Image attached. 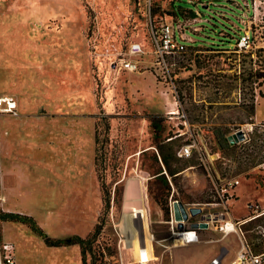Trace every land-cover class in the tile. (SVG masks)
<instances>
[{"label":"rangeland","instance_id":"rangeland-1","mask_svg":"<svg viewBox=\"0 0 264 264\" xmlns=\"http://www.w3.org/2000/svg\"><path fill=\"white\" fill-rule=\"evenodd\" d=\"M144 1L0 0V98L24 113L4 112L1 100L4 209L32 216L56 238L85 237L100 223L98 241L115 251L111 264H206L219 253L229 264L242 244L264 248L263 147L256 139L224 144L253 117L264 120V51L257 52L264 0H185L195 17L174 9V0H150L151 15ZM180 22L186 51L166 58L174 94L153 39ZM244 32L251 40L239 48ZM131 42L142 47L140 68L119 71L114 63ZM150 114L163 117L162 138L180 135L161 145H197L172 162L177 173L163 168L168 194L161 197L201 207L189 214L194 222L218 215L197 231V243L171 245L168 216L155 201L162 179ZM232 179L239 183L225 203L222 188ZM230 219L236 230L216 228ZM2 230L15 245V264H82L78 245L46 246L19 222L4 221Z\"/></svg>","mask_w":264,"mask_h":264},{"label":"built area","instance_id":"built-area-1","mask_svg":"<svg viewBox=\"0 0 264 264\" xmlns=\"http://www.w3.org/2000/svg\"><path fill=\"white\" fill-rule=\"evenodd\" d=\"M147 5L150 7V0H145ZM184 24L182 22L175 23L174 25L162 27L160 36L158 38L154 37L153 46L154 54L156 58V65L159 67L161 75L164 78V81H169L171 91L176 94V88L173 83V78L170 75L169 65L172 63H167L166 58L170 55L181 54L186 51V44L183 34L184 31H181V28ZM251 40V35L247 32L242 33L237 38V45L239 48L248 46ZM143 53L142 47L137 42H131L125 55L119 58L118 62L114 63L115 68L125 71H138L139 70V60L138 57ZM167 79V80H166ZM161 82V81H160ZM162 83V82H161ZM3 100L6 104L4 112L12 113L16 115V104L12 99L0 98V102ZM168 111L167 113H169ZM178 112V111H177ZM237 130H240L243 133V139L239 142L242 144H248L256 139L258 143L263 147L264 154V120L259 121L255 120L253 117L249 122L239 126ZM170 139V138H167ZM196 147V143H188L180 146L175 150V156L177 158H187L191 156L192 147ZM259 166H264V161L259 164ZM239 181L237 179H232L226 182V185L222 188V201L227 203L232 198V190L238 185ZM226 193V195H225ZM179 201L173 197L171 193L167 199V208H168V218L165 223L167 224L168 234L170 237V242L172 246L185 245V244H194L199 242V236L197 231L205 229L210 226V223H213L214 219L218 218V215H206L197 221L196 223H206V227H191L192 221L188 208H185L187 212L186 219L175 218L174 214V205ZM4 200L3 195L0 191V213L4 212ZM213 216V217H212ZM222 222L217 225L219 231L224 234H228L231 231L236 230V225L238 221L234 220H221ZM244 220L239 221L242 223ZM182 223V227L179 228L178 223ZM15 245L12 241L6 239L3 236L2 230V221L0 220V264H15L16 262V253ZM224 257L223 253H219L213 257L209 264H222V258ZM229 264H264V248L258 251L251 250L247 245L242 244V247L236 254V257Z\"/></svg>","mask_w":264,"mask_h":264},{"label":"trees","instance_id":"trees-1","mask_svg":"<svg viewBox=\"0 0 264 264\" xmlns=\"http://www.w3.org/2000/svg\"><path fill=\"white\" fill-rule=\"evenodd\" d=\"M145 2V1H144ZM172 5L174 9L182 8L188 12L189 17H195V13L191 5H189L185 0H174L172 1ZM149 11L150 14L153 15L156 13V9H152L150 7ZM173 13V12H172ZM178 18H181L182 15L179 12H175ZM227 41V40H224ZM230 42V41H227ZM264 48H259L257 52H263ZM148 120L150 127L152 128V145L157 148V154L152 153L153 161L158 163V170L155 174L161 176L162 184L159 187V191L157 192V196L155 197V201L160 205L164 215L168 216V208L166 205V198L161 199L164 194V190H167L168 194V185L167 180L165 177V172L167 175H174L180 169L177 167H172V162L179 160L175 156V150L172 147H165V145H161L163 141L167 142L166 144L174 143L175 139L178 138L177 133H170L168 132L164 138H162V134L164 133V124H163V117L157 114H150L148 115ZM170 138V139H167ZM97 137L95 136V141ZM225 146L226 144H230V142L224 138ZM232 145V144H230ZM96 160V159H95ZM97 162V161H96ZM95 162V164H96ZM163 168L165 170L163 172ZM99 177V175H98ZM166 194V195H167ZM104 202H105V209H108L109 206V192L104 193ZM0 220L2 222L9 221V222H19L26 225L33 233L40 236L46 246L50 247H61V246H69V245H78L80 248L81 254V262L82 264H111L112 257L114 256V249L111 245L106 244L105 242L101 243L98 241V234L101 229V224L97 223L93 230L88 233L85 237H80L79 235L73 234L64 238H56L48 236L43 229L36 223L35 219L27 214L19 213V212H11V211H4L0 213ZM87 256L91 259L88 262ZM97 261V263H96Z\"/></svg>","mask_w":264,"mask_h":264},{"label":"water","instance_id":"water-1","mask_svg":"<svg viewBox=\"0 0 264 264\" xmlns=\"http://www.w3.org/2000/svg\"><path fill=\"white\" fill-rule=\"evenodd\" d=\"M243 139V133L240 130L235 131L234 133L230 134L227 136V140L230 142V144H234L238 141H241ZM202 209L201 207H189L188 208V212L190 213V215H196L201 213ZM174 214H175V218L177 220L179 219H186L187 218V212L184 208V206L178 202L177 204L174 205ZM179 228L182 227V223L179 222L177 225ZM206 227V223H196L193 222L191 223V227Z\"/></svg>","mask_w":264,"mask_h":264},{"label":"crops","instance_id":"crops-1","mask_svg":"<svg viewBox=\"0 0 264 264\" xmlns=\"http://www.w3.org/2000/svg\"><path fill=\"white\" fill-rule=\"evenodd\" d=\"M3 22V21H2ZM1 23V22H0ZM260 98H262V97H260ZM17 106H18V104H17V102H16V109H17ZM175 110H177V109H175ZM17 113L18 112H16V115H17ZM3 115H7V116H11L10 114H3ZM24 115V113L23 114H19L18 113V116H23ZM1 143V142H0ZM1 175V174H0ZM2 176V175H1ZM216 255H214V256H212L208 261H207V263L206 264H209V262H210V260L213 258V257H215Z\"/></svg>","mask_w":264,"mask_h":264},{"label":"bare ground","instance_id":"bare-ground-1","mask_svg":"<svg viewBox=\"0 0 264 264\" xmlns=\"http://www.w3.org/2000/svg\"><path fill=\"white\" fill-rule=\"evenodd\" d=\"M170 112V114H175V111L174 110H169Z\"/></svg>","mask_w":264,"mask_h":264}]
</instances>
